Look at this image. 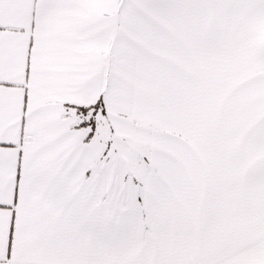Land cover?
<instances>
[{"label":"snow or ice","instance_id":"6c2138e0","mask_svg":"<svg viewBox=\"0 0 264 264\" xmlns=\"http://www.w3.org/2000/svg\"><path fill=\"white\" fill-rule=\"evenodd\" d=\"M0 264H264V0H0Z\"/></svg>","mask_w":264,"mask_h":264}]
</instances>
